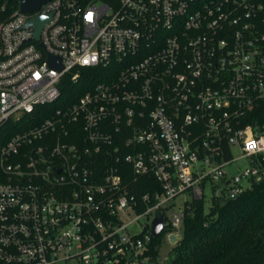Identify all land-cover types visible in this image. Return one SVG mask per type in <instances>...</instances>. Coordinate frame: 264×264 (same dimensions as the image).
Returning <instances> with one entry per match:
<instances>
[{
  "label": "built area",
  "instance_id": "1",
  "mask_svg": "<svg viewBox=\"0 0 264 264\" xmlns=\"http://www.w3.org/2000/svg\"><path fill=\"white\" fill-rule=\"evenodd\" d=\"M23 1L0 0V264H160L206 188L264 179V0Z\"/></svg>",
  "mask_w": 264,
  "mask_h": 264
},
{
  "label": "trees",
  "instance_id": "2",
  "mask_svg": "<svg viewBox=\"0 0 264 264\" xmlns=\"http://www.w3.org/2000/svg\"><path fill=\"white\" fill-rule=\"evenodd\" d=\"M8 11H0V20ZM88 73L77 86L62 94V107L74 102V92L81 95L90 87L94 77ZM58 107L59 104L53 106ZM48 108H39L33 125L44 119ZM260 111L264 113V106ZM14 132L9 124L0 130V147ZM186 214L182 240L168 264H264V179L251 180L250 187L235 197L224 192L213 197L207 211L203 201H194ZM153 242L156 247L161 241Z\"/></svg>",
  "mask_w": 264,
  "mask_h": 264
},
{
  "label": "rangeland",
  "instance_id": "3",
  "mask_svg": "<svg viewBox=\"0 0 264 264\" xmlns=\"http://www.w3.org/2000/svg\"><path fill=\"white\" fill-rule=\"evenodd\" d=\"M232 156L234 161L226 167V171L229 175H235L240 172H242L244 169H246L250 164L248 159L240 158L241 153L238 147H232ZM242 185L244 187L247 186V182L245 180L242 181ZM212 197V191L209 188H206L204 191V203H205V211L208 210L210 206V200ZM190 198L186 195L179 196L174 201V207L171 210V213H179L182 211L184 202L189 201ZM171 213H167L166 216L169 217ZM145 222L144 219L140 220V224H143ZM138 225V224H137ZM136 230H139V227L134 226ZM176 251L175 247L171 246V244L168 242L167 238L163 236L161 239L160 246L158 248V261L160 264H168L171 259L175 256Z\"/></svg>",
  "mask_w": 264,
  "mask_h": 264
},
{
  "label": "water",
  "instance_id": "4",
  "mask_svg": "<svg viewBox=\"0 0 264 264\" xmlns=\"http://www.w3.org/2000/svg\"><path fill=\"white\" fill-rule=\"evenodd\" d=\"M51 0H25L20 5V12L25 14L34 13L42 4L47 3ZM51 19V15L40 16L34 19H31L26 24V27H33L35 30V38L38 39L40 31L44 27L46 23H48ZM162 217H157L152 224V235L154 238H157L162 230ZM170 241L172 243L175 242V237H171Z\"/></svg>",
  "mask_w": 264,
  "mask_h": 264
}]
</instances>
